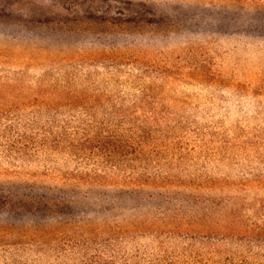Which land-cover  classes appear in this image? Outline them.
I'll list each match as a JSON object with an SVG mask.
<instances>
[{
  "label": "trees",
  "instance_id": "1",
  "mask_svg": "<svg viewBox=\"0 0 264 264\" xmlns=\"http://www.w3.org/2000/svg\"><path fill=\"white\" fill-rule=\"evenodd\" d=\"M198 1L221 15L207 21L208 27L221 30L210 32L206 42L223 55L231 74L224 75L228 83L220 89V100L210 95L204 98L220 105L232 99L235 109L243 112L237 118L242 137L233 138L235 145L227 134H234L233 130L225 123H205L208 117L201 112L195 123L190 111L177 113L172 109L175 106L165 101L170 95L168 98L184 107L202 105L204 111L206 101L193 94L187 95L189 102L178 94L161 95L160 91V108L156 104L147 111L139 106L131 109L130 99L138 83L129 79L102 90L95 85L81 90L59 84L44 89L26 85L24 91L33 101L26 97L18 103L0 105L1 147L23 151L27 147H78L82 160L79 171L67 177L55 167L39 171L44 178L53 176L61 187L78 189L76 211L66 213L64 201H51L45 193L15 199L1 195L8 202V210L32 215L37 224L29 226L40 236L53 235V240L38 243V264H141L142 260L150 263L154 259L155 264H185V258L193 264H264V164L260 170L245 165L228 175L215 163L220 160L216 151L206 150L224 146L264 150V0ZM235 6L241 15L228 17ZM222 15L227 23L221 21ZM198 48L202 49L201 45ZM181 64L177 66L180 70L184 67ZM209 65L203 73L199 69L194 76L197 81L207 78L206 72L216 80L215 62ZM241 68L245 71L237 73ZM165 73L179 82L187 81L182 75ZM133 74L127 72L129 78ZM151 77L149 81L156 87ZM10 84L7 79L0 80V87ZM210 84L213 86V81ZM189 85L187 81L183 88ZM216 85L209 93L219 90ZM8 94L10 100L17 95L15 91ZM94 94L97 97L90 101ZM248 123L251 131L245 127ZM141 147L151 148L143 153ZM157 147L165 152L162 162L155 161L152 166L143 163L141 158L152 156ZM51 153L45 149L40 152L45 157ZM137 158L138 162L132 163ZM35 172L4 170L11 177ZM187 203L194 209L192 217L186 213ZM204 209L210 212L203 214ZM45 219H57L60 228L39 224ZM155 238L158 243H153ZM159 245L160 253H152ZM205 246L210 257L204 260L198 252Z\"/></svg>",
  "mask_w": 264,
  "mask_h": 264
},
{
  "label": "rangeland",
  "instance_id": "2",
  "mask_svg": "<svg viewBox=\"0 0 264 264\" xmlns=\"http://www.w3.org/2000/svg\"><path fill=\"white\" fill-rule=\"evenodd\" d=\"M229 15H241L239 6L232 7L228 17ZM222 16L221 21L227 23L226 17ZM212 17L220 18V12L211 11L209 5L198 0H0V80L7 79L20 87L17 89L11 84L7 88L0 87V105L18 103L26 100V97L33 101V96L24 91L23 86L26 85L44 89L59 84L78 90L95 85L102 90L105 86L116 87L117 81L129 79L138 83L130 99L131 109L139 106L147 111L156 104L160 108V96L166 93L172 94L171 96L178 94V98L182 96L189 102L191 100L187 95L193 94L194 98L206 101L204 111L200 109L202 105L199 108L193 105L192 109L188 105L184 107L180 101L177 103L168 98L170 95H167L165 101L173 104L175 107L172 109L177 113L190 111L194 114L195 123L199 121L200 112L208 117L205 123L215 120L225 123L234 133H227L229 138L237 139L242 125L237 118L243 112L235 109L232 99L226 105H220L204 98L210 95L220 100L223 94L220 89H224L222 87H226L228 83L224 82V75L231 74L230 66L223 61V55L218 53L215 46L206 42L210 32L221 30L216 26L208 27L207 21H213ZM262 21L264 22V18ZM225 30L221 32L224 33ZM203 51L205 53L200 54ZM181 62L184 65L183 71L177 67ZM210 62H215L213 67L216 80H211L212 76L206 72L207 78L197 81L195 75L200 73L199 69L201 73L205 72L210 67ZM6 69H9L8 72ZM131 71L134 74L129 78L127 72ZM244 71L241 68L237 73ZM260 71L262 70L259 69ZM165 72L184 76L190 83L189 87L185 90L183 85L187 81L179 82L173 77H166ZM149 75L154 78L152 83L158 84L156 87L149 81ZM210 81H213V86ZM214 84H217L215 87L219 90L211 94L209 88H214ZM12 91L17 95L10 100L8 93ZM95 97L97 95L94 94L89 100L93 101ZM111 102H115V99ZM37 109L40 110L41 106ZM77 111L71 110L70 113ZM250 124H245L249 131ZM232 141V145H235L236 140ZM150 148L141 147V152L149 151ZM19 149L0 145V264H38L41 250L38 243L46 239L53 240L52 234L40 236L39 232L34 231V227L29 226L37 224L32 215L8 210V202L5 203L2 194L15 199L20 195L39 196L45 193L51 201L54 198L64 201L62 209L66 213L76 211L79 205L78 189L61 187L56 184L53 176L44 178L39 172L55 167L57 173L60 174L61 171L66 177L70 173L75 174L82 163L78 147ZM43 149L50 153L52 149L54 152L45 157L40 154ZM156 150L158 151L150 157H140L142 162L149 166L156 164L155 161L160 164L165 152L162 147H157ZM206 150L216 151L220 160L215 163L221 165L220 169L228 175L245 165L260 170L264 164V150L255 146L209 147ZM182 151L183 147L177 154ZM227 155L229 156L226 158ZM134 161L138 162V158L132 163ZM4 170L12 173L36 172L34 175L27 173L24 177H11L4 174ZM157 202L160 204V197ZM186 210L192 217L194 209L191 203H187ZM209 212L203 210V214ZM56 220L45 219L38 222L57 230L60 227ZM157 240L155 238L153 243H158ZM152 253H160V245L153 248ZM198 254L204 260L210 257L209 247L200 248ZM154 261L155 259L149 263L142 260L140 263L151 264ZM184 262L193 264L188 258Z\"/></svg>",
  "mask_w": 264,
  "mask_h": 264
}]
</instances>
